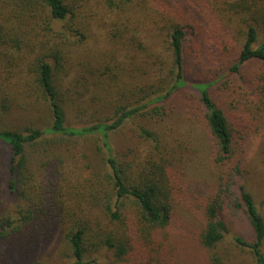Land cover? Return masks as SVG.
Instances as JSON below:
<instances>
[{"label": "trees", "instance_id": "obj_1", "mask_svg": "<svg viewBox=\"0 0 264 264\" xmlns=\"http://www.w3.org/2000/svg\"><path fill=\"white\" fill-rule=\"evenodd\" d=\"M108 1V6H112V0ZM151 1L140 0L133 5L132 0H122L115 6H119L118 11L133 9L139 14L151 8ZM82 2L0 0V74L3 73L1 79L5 84L0 88L4 91L0 98L5 103L9 96H28L37 90L49 111V123L45 128L30 125L19 131L0 127V143L9 151L7 173L11 191L18 192V188L27 185L30 158L34 155L44 156L47 150L52 151L64 141L91 142L98 169L102 171H97L92 180L95 185L92 207L108 221L84 219L74 225L76 231L72 230L69 235L72 264H91L83 259L86 243L112 249L117 257L136 251L135 246L142 248V244H152L161 231H168L175 225V202L182 200L184 194L189 209L195 210L200 219L193 229L198 246L215 251L229 233L223 219L224 211L239 210L249 222L253 240L247 242L240 237L232 240L236 247L249 252L254 264H264V220L252 195L245 186L236 188L229 172L223 173L213 184L208 178H201L198 184L185 180L183 186L180 177L199 169L191 161L199 150L196 147L183 160L188 151L184 150L182 137L167 125L171 100L183 91H194L198 97L193 106L185 110V120H180L188 126L186 137L190 138L195 124H200L211 165L228 168L234 151L233 123L216 106L209 88L230 74H239L240 68L250 61H257L264 67V39L255 46L258 41L256 25L258 21L264 23V0H255L259 8L250 13L253 25L243 19L235 28L239 31L240 43L233 42V33L212 42L211 32L199 30L200 20L195 18L193 25H189L193 32L194 27L198 32L192 50L187 40V27L179 23H172L166 38L158 40L154 46L140 39L143 30L129 33L128 37V28L124 25V32L117 29L111 34L104 29L96 42L103 47L113 40H123L122 44L127 43L134 50L127 55L128 62L119 60L114 53H104L105 62L93 61L92 67L78 72L73 69V62L77 61L74 59L81 55L79 49L86 44L98 16L97 11L91 15ZM234 8L231 6L238 14L239 10ZM129 18L132 17L129 15ZM136 21L141 23L140 18ZM193 52L197 53L194 56L196 65L206 59L224 63L230 58L233 64L212 82L189 85L185 80V64L187 56ZM68 79L72 86L80 84L81 94L75 89L68 94L70 89L64 85ZM245 94L251 96L252 101L247 102L249 114L243 116L248 117L244 123L249 125L247 130L254 124L262 126L252 131L256 135L264 130V76L256 77ZM81 96L85 100L82 104L78 101ZM66 106L81 108L84 113L90 111L96 119L85 127H70L66 121ZM142 118L150 122L149 126L140 124ZM129 125L134 126L138 137L148 144L143 161L141 158L131 164L120 160L112 143L113 136ZM4 225L11 228V222H0V239L5 236ZM134 235L137 238L134 239ZM139 240L141 245H136ZM210 264H222V260L214 255Z\"/></svg>", "mask_w": 264, "mask_h": 264}, {"label": "rangeland", "instance_id": "obj_2", "mask_svg": "<svg viewBox=\"0 0 264 264\" xmlns=\"http://www.w3.org/2000/svg\"><path fill=\"white\" fill-rule=\"evenodd\" d=\"M120 1L122 0H112V6H108V0H83L85 9L88 8L91 15L97 11L98 16L93 21L92 32L88 34L86 44L79 49L81 55L74 59L77 60L73 62L75 71L82 72L83 69H88L87 66L92 67L93 61L105 62L107 57L103 56L104 53H114L119 60L128 62L127 55L132 54L134 50L127 43L122 44L123 40L109 39L113 42L104 44L103 47L102 44H97L96 38L104 29L112 34L117 29H123L124 32L127 26L128 37L129 33L143 30L140 39L143 38L147 44L154 46L158 40L166 38L172 23H179L182 27H187V40L192 50V43H197L195 38L198 35L196 27L193 32L189 26L194 18L200 20L197 24V27L201 24L199 30L203 29V32L207 29L211 32L212 42H218L220 38H227L233 33V42L240 43L237 36L239 31L235 28L243 19L253 25L250 13L259 8L255 6V0H152L151 8H147L144 13L135 14L133 9L118 11L119 6L116 8L115 4ZM132 1L133 5H137L140 0ZM231 6H235L239 13L233 11ZM247 7L248 11L245 10ZM129 15L132 18H129ZM136 18H140L141 23L137 22ZM101 21L104 23L100 24ZM256 27L258 41L255 46L264 39V23L258 21ZM242 29L244 30V26ZM196 54L193 52L186 58L185 80L189 85L196 82H212L233 64V59L230 58L224 63L206 59L196 65ZM212 54H215V50ZM262 75L264 76V67L257 61H250L240 68L239 74H230L209 88L216 106L233 123V159L227 169L211 165L207 142L200 124L193 122L196 127L192 129L190 138L186 137L188 126L180 120H185V110L192 107L198 97L194 91H183L171 100L168 105L171 112L167 125L182 137L184 150L188 151L183 155V160L196 147L199 150L191 160L199 169L191 173L187 171L186 176L180 177L183 186L185 180L198 184L201 178H208L207 181H212L213 184L223 173L229 172L233 175L236 188L245 186L246 191L252 195L264 220V130L253 135L252 131L262 126L254 124L251 130H247L249 125L246 126L244 121H247L248 117H243L249 114L247 102L252 101V97L245 92L251 83H255L256 77ZM2 77L3 73L0 74V88L5 86ZM64 85L70 89L68 94L73 89L81 94L80 84L72 86L68 79ZM2 90L0 89V96L4 92ZM78 101L80 104L85 102L82 96ZM80 109L65 107L66 121L70 127H85L95 121L96 118L90 111L84 113ZM0 115L2 129L23 131L30 125L45 128L49 123L47 103L37 90L28 96H9L5 103L0 98ZM140 124L149 126L150 122L142 118ZM134 130L132 125L125 126L124 130L112 138L120 160L127 164L141 158L143 161L148 150V144L141 140ZM51 150H47L48 153L44 156L41 154L42 156L34 155L30 158L27 185L18 188V192H12L7 173L9 151L0 143V222H11V228L4 225L5 236L0 239V264H72L74 258L69 235L72 230L76 231L74 225L84 219L90 222H96L99 218L101 222L108 221L100 217L99 211L92 207L95 196L92 180L97 171L102 172L98 169L92 143L81 140L64 141ZM195 172L197 173L194 175ZM185 196L186 194L182 195V200L180 198L179 202H175L177 214L173 228L161 231L152 244H142V248L135 246L136 251H131L124 257H117L112 249L86 243L84 261L91 264H210L215 255L222 260V264H254L249 252L236 247L232 240L234 237H240L247 242L253 240L249 222L241 211L230 208L224 211L223 219L229 233L215 251L205 250L195 242L193 229L200 219L195 210L189 209L184 201ZM133 237L137 238L135 235ZM135 244L141 245V241ZM262 252L264 255V244Z\"/></svg>", "mask_w": 264, "mask_h": 264}]
</instances>
